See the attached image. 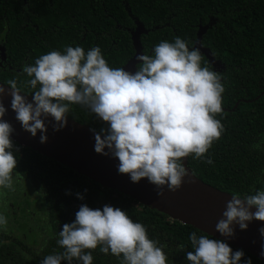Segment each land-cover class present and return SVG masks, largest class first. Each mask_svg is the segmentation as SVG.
I'll return each mask as SVG.
<instances>
[{
	"label": "trees",
	"instance_id": "16d2710c",
	"mask_svg": "<svg viewBox=\"0 0 264 264\" xmlns=\"http://www.w3.org/2000/svg\"><path fill=\"white\" fill-rule=\"evenodd\" d=\"M136 27L141 28L138 42L146 55H153L161 41L174 42L176 37L192 48L199 29L202 67L222 76L223 111L215 118L224 132L206 154L213 164L192 156L184 159L192 177L240 198L264 190V0H0L1 45L6 55L0 82L10 87L8 81L15 79L21 94L33 99L39 85L32 89L27 84L31 78L23 73L24 66L50 51L63 53L67 46H79L85 52L99 47L111 68H122L134 54L130 36ZM67 118L102 136L107 133L108 125L86 107L70 105ZM13 143L17 160L13 175L20 173L18 179L41 196L47 238L38 249L30 250L0 231V264H40L45 256L62 253L59 232L64 224L75 221L82 204L126 211L163 247L167 264H190L187 252L194 251L190 233L207 235ZM257 144L258 149L253 147ZM230 247L233 252L240 250ZM244 254L240 264L249 259L251 264H264ZM91 255L92 264H120L114 255L100 252L99 246Z\"/></svg>",
	"mask_w": 264,
	"mask_h": 264
},
{
	"label": "clouds",
	"instance_id": "9594fccd",
	"mask_svg": "<svg viewBox=\"0 0 264 264\" xmlns=\"http://www.w3.org/2000/svg\"><path fill=\"white\" fill-rule=\"evenodd\" d=\"M136 59L139 66L133 73L111 68L99 47L85 52L82 47L67 46L63 53L53 50L33 65L24 66L23 73L31 78L27 84L32 89L39 85L33 102L20 94L15 79L8 81L7 92L0 87V97H12L16 119L33 137L41 132V143L47 140L44 118H54L53 128L59 131L67 125L70 105L86 107L108 125L104 138L95 135V151L102 155L110 152L119 160L120 174H128L134 183L147 178L162 197L165 188L176 192L184 183L188 171L183 158L192 156L213 164L206 154L224 132L215 117L222 114L225 87L220 73L202 67L200 49L190 48L180 37L174 42L161 41L153 55L141 54ZM6 111L0 100V189L15 191L14 128L2 119ZM253 147L258 149L259 144ZM20 176L15 173V178ZM77 197L83 199L81 194ZM253 220L264 222V190L243 198L232 195L215 230L233 237L234 224L246 230ZM7 224V217L0 214V229L7 231ZM259 232L264 237V227ZM189 239L194 249L187 252L190 264H240L245 255L243 250L233 252L224 240L208 235L192 232ZM158 243L126 211L110 205L101 210L82 204L75 221L64 224L59 232L57 244L64 251L45 256L40 264H73L74 260L92 264L91 252L98 246L100 252L114 255L120 264H167L168 257ZM246 264H251V259Z\"/></svg>",
	"mask_w": 264,
	"mask_h": 264
},
{
	"label": "water",
	"instance_id": "95a60500",
	"mask_svg": "<svg viewBox=\"0 0 264 264\" xmlns=\"http://www.w3.org/2000/svg\"><path fill=\"white\" fill-rule=\"evenodd\" d=\"M140 31L141 28L136 27L131 33L130 39L134 54L122 66L126 71L133 73L134 66L139 63L136 56L141 55L138 42ZM199 35L200 30L198 29L193 47L198 46ZM0 87H4L6 92L10 90V87L1 82ZM25 98L28 102H33L30 97L25 96ZM0 100L7 109L2 119L14 128L11 135L12 141L64 165L102 187L127 195L139 204L165 214L171 220L189 225L219 240H224L230 246L264 260V256L261 255V252L264 251V237L259 232V229L264 227V222L258 220L248 222L246 230H241L239 225L234 224V236H222L215 230V225L222 218L226 204L232 196L193 178L185 165V158H183V166L187 169L188 175L184 178L181 188L176 192L165 188L164 196L161 197L157 195L158 189L147 178L134 183L128 174H120L118 171L119 160L113 157L107 148H105V152H109L108 155L98 154L95 151V135L99 133L68 118L67 125L59 131H55L53 125L56 122L49 116L44 118L47 127V132L44 135L47 136V140L41 143V132L38 131L33 137L31 133L22 128L16 119V113L11 108L12 97L5 94L0 97ZM101 138L104 136L101 135ZM251 211L255 212V207Z\"/></svg>",
	"mask_w": 264,
	"mask_h": 264
},
{
	"label": "rangeland",
	"instance_id": "374dc122",
	"mask_svg": "<svg viewBox=\"0 0 264 264\" xmlns=\"http://www.w3.org/2000/svg\"><path fill=\"white\" fill-rule=\"evenodd\" d=\"M14 187L15 191L0 189V214L8 220L7 231H0L10 239H17L24 247L36 250L47 236L44 235L47 229L41 196L15 175Z\"/></svg>",
	"mask_w": 264,
	"mask_h": 264
},
{
	"label": "flooded vegetation",
	"instance_id": "af4514ba",
	"mask_svg": "<svg viewBox=\"0 0 264 264\" xmlns=\"http://www.w3.org/2000/svg\"><path fill=\"white\" fill-rule=\"evenodd\" d=\"M2 39H3V34L0 30V68H3L5 67V62H6V55H5V51H4V48L2 47L1 45V42H2ZM139 64V63H138ZM137 65V64H136ZM136 70L134 69V72ZM46 232V231H45Z\"/></svg>",
	"mask_w": 264,
	"mask_h": 264
}]
</instances>
